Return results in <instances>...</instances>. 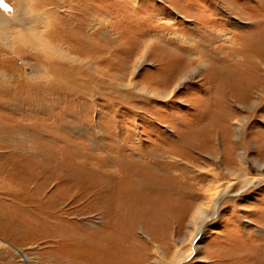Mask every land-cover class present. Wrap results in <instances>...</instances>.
Listing matches in <instances>:
<instances>
[{"label":"rangeland","instance_id":"374dc122","mask_svg":"<svg viewBox=\"0 0 264 264\" xmlns=\"http://www.w3.org/2000/svg\"><path fill=\"white\" fill-rule=\"evenodd\" d=\"M5 2L0 264H264V0Z\"/></svg>","mask_w":264,"mask_h":264},{"label":"bare ground","instance_id":"6f19581e","mask_svg":"<svg viewBox=\"0 0 264 264\" xmlns=\"http://www.w3.org/2000/svg\"><path fill=\"white\" fill-rule=\"evenodd\" d=\"M21 20H22L21 18L17 19V20L15 18V20H13V21L15 22L16 26H20L21 25V23H20ZM38 37H40V39L43 38L42 34H38ZM31 38H32V36H31ZM43 40L44 41H42V45L39 46V47L42 49V51L44 53H46V54H48L50 56H55V57H57L59 59H62V60L68 61V62H75V63L78 62V63H80L82 61V60L77 59L75 56L69 54L68 51L63 47V45L51 46L47 42V39L43 38ZM145 55H144V57H145ZM141 58H143V56L139 57V60H141ZM261 64H260V66H261ZM260 66H258V67H260ZM181 80L182 79H180L179 81H176V84H174L173 87L176 88L179 85L177 83H179ZM127 86L131 87L132 89L135 88V90L137 88L136 87L137 85L134 84L133 81H128ZM263 88L264 87H262L260 85V86H257V88H255V89H263ZM239 119L242 120V118L238 117V120ZM239 127L240 126L238 125L237 128H239ZM258 166H259V168H264V163L263 162H259ZM241 167H242L241 171L239 172V174H237L235 176V178L240 180L239 182L242 184V187H243L242 189L247 188L250 185H253L256 180H261L262 179V178L258 177V175H254V174L249 173L248 172V168L245 167L244 165H242ZM261 176L264 177V173H261ZM216 178L217 177L215 176V179ZM215 179L213 180V182L212 181L210 182L211 185H214V182L216 181ZM142 183H144L142 185H145V184L147 185V182H142ZM139 184H141V183L139 182ZM232 186H233V182L232 181H225V182L218 183L216 185V187H213V188H215V191L212 194V196L210 195L207 198L208 205L207 206L200 205L199 207L196 208L195 212L192 215L191 223H193L195 225V227H197V230L195 231V234L193 235V237H190L189 246H187V248H195L196 240H198V237L200 236L201 232H203L205 224L209 220L207 215L211 216V214H213L214 211H216L218 209L219 201L221 200L223 195L230 190V188ZM145 187L146 186H143L142 188H145ZM192 254H193V251L191 249L190 250L189 249L188 250H181V249L176 250L175 254H174L173 258H172L173 261L172 262L169 261V263L170 264H176V263L179 264L181 260L189 258L190 256H192Z\"/></svg>","mask_w":264,"mask_h":264},{"label":"crops","instance_id":"0c3cea01","mask_svg":"<svg viewBox=\"0 0 264 264\" xmlns=\"http://www.w3.org/2000/svg\"><path fill=\"white\" fill-rule=\"evenodd\" d=\"M3 3L6 4L5 0H3ZM2 8V10H1ZM0 8V17H1V13L2 14H7L10 10H12V7L10 5H8V9H4L3 7ZM4 16V15H3ZM0 59H5L4 56H0Z\"/></svg>","mask_w":264,"mask_h":264},{"label":"snow or ice","instance_id":"6c2138e0","mask_svg":"<svg viewBox=\"0 0 264 264\" xmlns=\"http://www.w3.org/2000/svg\"><path fill=\"white\" fill-rule=\"evenodd\" d=\"M0 7H3L4 9H8V5L3 3V0H0Z\"/></svg>","mask_w":264,"mask_h":264},{"label":"water","instance_id":"95a60500","mask_svg":"<svg viewBox=\"0 0 264 264\" xmlns=\"http://www.w3.org/2000/svg\"><path fill=\"white\" fill-rule=\"evenodd\" d=\"M19 251H20V249L19 248H17Z\"/></svg>","mask_w":264,"mask_h":264}]
</instances>
